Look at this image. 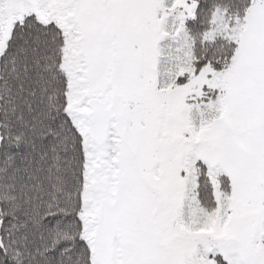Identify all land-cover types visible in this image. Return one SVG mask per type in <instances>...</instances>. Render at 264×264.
Instances as JSON below:
<instances>
[{
  "label": "snow or ice",
  "instance_id": "1",
  "mask_svg": "<svg viewBox=\"0 0 264 264\" xmlns=\"http://www.w3.org/2000/svg\"><path fill=\"white\" fill-rule=\"evenodd\" d=\"M0 264H264V0H0Z\"/></svg>",
  "mask_w": 264,
  "mask_h": 264
}]
</instances>
